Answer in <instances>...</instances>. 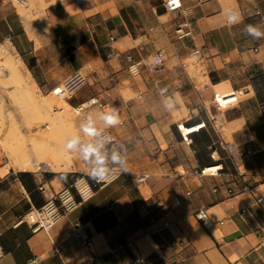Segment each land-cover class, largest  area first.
I'll use <instances>...</instances> for the list:
<instances>
[{
  "label": "crops",
  "instance_id": "1",
  "mask_svg": "<svg viewBox=\"0 0 264 264\" xmlns=\"http://www.w3.org/2000/svg\"><path fill=\"white\" fill-rule=\"evenodd\" d=\"M35 2L0 0V46L37 91L52 94L76 70L88 76L58 109L98 97L103 106L83 117L123 143L128 175L34 230L25 215L85 171L18 168L0 141V264H264V37L246 32L264 31V0H182L179 12L161 0ZM183 22L191 33L179 37ZM225 86L238 97L218 107ZM110 113L119 123L106 126ZM239 169L257 193L228 191Z\"/></svg>",
  "mask_w": 264,
  "mask_h": 264
},
{
  "label": "rangeland",
  "instance_id": "2",
  "mask_svg": "<svg viewBox=\"0 0 264 264\" xmlns=\"http://www.w3.org/2000/svg\"><path fill=\"white\" fill-rule=\"evenodd\" d=\"M29 2H31L32 5L36 3L35 0H15V3L17 4V6L20 7L21 9L23 5L28 4ZM5 51L6 50L4 51L0 50V52L3 54L2 55L0 53V141H1V145L3 146L12 165L23 169L22 166L19 164L18 159L22 157L20 156L21 153H23L21 155H25L26 153H28L29 156H31V159H33L32 160L33 165L31 166L29 170L33 172L49 171L51 167L49 168L47 167L46 163L44 164V162H41L43 161V159L45 160L48 158L47 155L49 153L48 154L44 153L46 155L42 156L43 153L39 151L37 152V150L35 149L34 143H36V141L38 143L39 142L42 143L41 145H37L39 147H42V145H44L45 147L53 146L55 148L59 146V147L64 148V150H68L66 148V144L68 140L71 139L72 137L79 136L80 141H83V140L86 142L90 141L94 136L86 134L82 130L81 125L88 123V121L83 116H85L88 110L92 109L94 106L91 108H87L85 110H79V108L77 107L75 109L71 108L69 110L71 117L66 121H62L59 118L60 111L62 109L59 111L58 108L63 106L61 102L63 101L64 98H60L56 94H53V93L51 94V93H43L41 91H37L39 92V95L42 97L41 98L39 96L40 100H43L44 98L48 99L52 95L49 100L53 102V107L52 106L46 107V109L45 107L38 106L37 102L34 99H32V97L27 95L28 94L27 91L25 90L22 91L20 87L21 86L24 87L23 84L20 85L21 82L18 83V81L15 82L16 79H14L13 77L12 73L14 71L13 69L14 66L15 67L16 65L19 66L18 67L19 70L21 67V64L18 63L16 59L18 55H13V53L10 52L9 49L7 50V52ZM7 54L11 55L12 58ZM6 55L11 59H8ZM6 59H8L9 62L11 60L13 62L11 61L10 63H7L8 61ZM13 63H14V66H13ZM6 66H10V67H6ZM20 73H21V70H20ZM22 94H24L25 97H23L24 95ZM30 98L31 100H29ZM228 104L229 103H227L226 105ZM95 109L99 111L101 110L99 109V107H95ZM2 117H3V120H1ZM71 118H72L73 123L69 121L71 120ZM62 122H64L65 124ZM46 124H49L48 128L46 127ZM93 129L96 132L104 130V128L97 129L94 124H93ZM78 146H77V149L79 150ZM21 147L25 151L21 149L22 152L19 153ZM69 152L71 156L74 158V159L72 158L73 164L69 166V169L74 168V165H78V163H81V166L84 169L85 166L81 161V154L78 151H69ZM54 170H57V169H54ZM90 178L92 179V176H90Z\"/></svg>",
  "mask_w": 264,
  "mask_h": 264
},
{
  "label": "built area",
  "instance_id": "3",
  "mask_svg": "<svg viewBox=\"0 0 264 264\" xmlns=\"http://www.w3.org/2000/svg\"><path fill=\"white\" fill-rule=\"evenodd\" d=\"M161 2L166 10L173 12H179L183 4L182 0H161ZM175 32L179 37H184L191 33L186 22L179 23L175 29ZM158 55H163V51L159 50ZM128 59L132 60V55L129 54ZM161 61L162 59L156 60L157 63ZM138 64L139 62H134L132 64L134 72H137ZM88 83V76L83 71L76 70L71 73L64 81H62V83L55 86L53 88V93L58 97L65 99L73 96L78 90L86 86ZM237 97V92L233 91L230 93V95L224 97L223 99L230 100L229 104H231L237 100ZM214 100L218 107L224 106L222 103V97H220L217 93L215 94ZM95 105L102 107L103 103L98 97H91L77 108H79V110H85ZM46 127L48 128L49 124H46ZM98 133L99 135L94 136L90 141H80L78 147L81 149L86 147L88 143L102 142V159L100 161L102 164L94 163L95 157H91L86 161L81 155V161L85 166L84 175L75 181L74 184L65 186L58 192L54 193L41 207L34 208L25 215L27 221L33 225L34 230L51 229L62 216L77 208L80 200L89 198L93 194L95 187L103 186L122 176L128 175L126 168L125 148L123 143L117 137L108 133L106 130L98 131ZM113 152L118 153L122 157L124 161L122 165H117L112 162L111 156ZM212 157L216 158L215 150L212 152ZM210 167L211 166L203 168L201 172L203 174H214L219 171V167H217L215 171H207ZM6 170L8 173H10L11 167H7ZM90 176L93 177L92 180ZM148 176L149 175L147 173H144L136 176V180L137 182H143L148 178ZM238 176L240 180V186L237 189L229 188L228 191L231 194H235L243 190L257 193L259 187L258 184L248 183L247 179L245 178V173L240 169L238 170ZM83 186H85V189L82 188ZM40 188L42 190L44 189L43 186H40ZM196 215L205 226L210 223V219L203 209H199L196 212ZM81 239L83 244H91V239L88 236L83 235L81 236ZM140 260L141 259L139 258L136 259V264H138Z\"/></svg>",
  "mask_w": 264,
  "mask_h": 264
},
{
  "label": "bare ground",
  "instance_id": "4",
  "mask_svg": "<svg viewBox=\"0 0 264 264\" xmlns=\"http://www.w3.org/2000/svg\"><path fill=\"white\" fill-rule=\"evenodd\" d=\"M9 45V44H8ZM3 46V44L0 46V50L2 51H4V50H6L5 52H7V48L6 47H2ZM9 47H10V45H9ZM1 53V52H0ZM2 54V53H1ZM9 54H11V53H9ZM9 54H7V55H9ZM3 55V54H2ZM1 55V56H2ZM6 55V57H8ZM11 58H12V56L11 55H9ZM11 58H9L8 57V59H11ZM8 59H6L7 61H8ZM17 62L18 63H22V60H21V58L18 56L17 58ZM2 60V59H1ZM12 61V60H11ZM10 61V62H11ZM5 62V61H4ZM9 61L7 62V63H10ZM13 62V61H12ZM17 63V64H18ZM12 64V63H11ZM9 65V64H8ZM16 65V64H15ZM4 66V65H3ZM13 66H14V63H13ZM6 67H10V66H6ZM19 66H17L16 65V67L14 66V71H13V77H14V79H16V81L15 82H17L18 81V83L19 82H21L20 83V85L21 84H23V86L24 87H20L21 89H22V91L23 90H25V91H27L28 92V94L27 95H29L30 97H32V99H34L36 102H37V104H38V106H41V107H45V109H46V107H53V102L51 101V100H49L50 98H51V96H50V98H48V99H46V98H44L43 100H40V98H39V92H37V88L36 87H34L33 86V84L31 85L26 79H24L21 75V73H20V70H19V68H18ZM6 69V68H5ZM25 71H27V69L25 70ZM10 72H12V71H10ZM29 73V72H28ZM11 75V74H10ZM29 79V78H28ZM39 91V90H38ZM232 89L230 88V87H226L225 86V88L224 87H222V88H219V96L220 97H222V103H229L228 101H230V100H225V99H223L224 97H226V96H228V95H230V93H232ZM26 92V93H27ZM41 94V93H40ZM20 95V94H19ZM22 95H24V94H22ZM26 95V96H27ZM224 96V97H223ZM23 97H25V95L23 96ZM41 97V96H40ZM17 98V97H16ZM42 98V97H41ZM46 99V100H45ZM29 100H31V98L29 99ZM33 103V102H32ZM35 103V102H34ZM61 104H63V105H65V101L63 100L62 102H61ZM27 107V106H26ZM71 108H70V106L67 104L66 105V108L64 107V109H62L61 111H60V115H59V118L62 120V121H66V120H68L71 116H70V110ZM72 109H74V108H72ZM47 110H48V108H47ZM57 118V117H56ZM1 120H3V117H2V119ZM71 123H73V121H72V118H71V120H69ZM62 123H64V122H62ZM65 124V123H64ZM198 126V125H197ZM195 128V127H194ZM182 129L185 131V132H188L190 129H191V127L190 128H187V127H185L184 125H182ZM46 133V132H45ZM33 137H35V136H33ZM90 137V136H89ZM41 139V138H40ZM38 140V139H37ZM64 140V139H63ZM39 141V140H38ZM33 143V142H32ZM50 143V142H49ZM35 144V149L37 150V152L39 151V152H41V153H43V155L42 156H44V155H46V154H48L47 156H48V158H50V159H43V161H41V162H44V164L46 163L47 165H49L52 169H57V170H66V171H68L69 170V166H71L72 164H73V157L71 156V154H70V150L68 151V150H64V148H62V147H48V146H44V145H42V147H39V146H37V145H41L42 143H38L37 141H36V143H34ZM24 148V147H23ZM21 149H22V147L20 148V151H19V153L20 152H22L21 151ZM23 151H25L24 149H22ZM64 150V151H63ZM17 153V152H16ZM44 153H46V154H44ZM21 154H23V153H21ZM20 154V156H22V157H20L18 160H19V164L22 166V168L23 169H26V170H28V169H30L31 168V166L33 165V159H31V156H29V154L28 153H26L25 155H21ZM19 156V155H18ZM40 156V155H39ZM46 156V157H47ZM50 156V157H49ZM52 156V157H51ZM16 157V156H15ZM45 157V158H46ZM73 158V159H72ZM75 164V163H74ZM218 166L217 165H214V166H211L210 168H208V170L207 171H215L216 170V168H217ZM71 168V167H70ZM83 189H85V186H83L82 187Z\"/></svg>",
  "mask_w": 264,
  "mask_h": 264
},
{
  "label": "clouds",
  "instance_id": "5",
  "mask_svg": "<svg viewBox=\"0 0 264 264\" xmlns=\"http://www.w3.org/2000/svg\"><path fill=\"white\" fill-rule=\"evenodd\" d=\"M236 18L237 17L234 14L229 16L230 21L235 20ZM246 32L248 35L252 36L253 38L264 37V31H261L258 26L249 25L246 28ZM167 107L169 108L172 107V104L168 103ZM87 119H88V123L81 125L82 130L88 135H92V136L99 135V133L93 129L92 117L89 116ZM101 119L104 121V124L106 126L116 125L117 123H119V120L114 113L106 114L102 116ZM79 143H80L79 136L72 137L71 139L68 140L66 144V148L70 151H78L86 161L89 160L91 157H95L94 163L102 164L100 163L102 159V152H101V149L103 148L102 142L88 143L86 147H83L78 150L77 146ZM111 160L114 164L117 165H122L124 162L122 157L116 152H113L111 156Z\"/></svg>",
  "mask_w": 264,
  "mask_h": 264
}]
</instances>
